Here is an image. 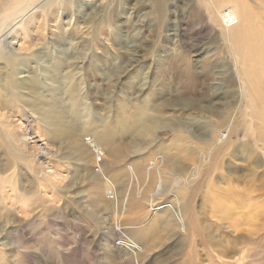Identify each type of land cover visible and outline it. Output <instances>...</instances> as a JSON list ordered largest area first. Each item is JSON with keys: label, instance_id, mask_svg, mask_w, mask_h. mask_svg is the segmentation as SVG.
Instances as JSON below:
<instances>
[{"label": "rangeland", "instance_id": "1", "mask_svg": "<svg viewBox=\"0 0 264 264\" xmlns=\"http://www.w3.org/2000/svg\"><path fill=\"white\" fill-rule=\"evenodd\" d=\"M243 1L264 34V0ZM133 3L73 0L69 8L59 10V22H55L59 29L46 30L36 40L28 34L16 42L18 50L6 49L9 55L27 59L18 69L19 81L42 85L48 83L52 70V79L59 80L39 91L51 104L58 102L62 107L54 111L52 120L44 119L42 105L33 102L24 117L18 106L31 96L28 89L22 90L24 98L16 99L0 87V264H156L161 257L158 264H190L194 257L207 264L208 248L199 246L195 255L190 246L194 229L192 239L176 242L183 231L171 206L162 205L175 206L177 193L183 216L199 222V235L213 249L230 254L246 239L224 228V220L212 217V199L231 207L239 195L243 210L238 218L252 222L251 229L264 226V145L248 134V124L241 117L235 128L230 126L232 119L226 123L232 90L230 54L220 52L216 32L190 11L188 1L170 0L168 9L174 11L166 12L162 21L156 1L144 0L140 13L132 9ZM142 9L149 14H142ZM97 21L107 22L111 30L105 40L93 35ZM79 23L89 26L85 34L74 30ZM32 41L35 45L28 47ZM180 53L188 58V71L176 60ZM0 70L9 71L2 60ZM193 78L194 86H183ZM206 82L213 88L201 87ZM245 103L246 98L242 106ZM121 118L123 127L118 123ZM11 119L33 130L40 147L46 144L55 169L62 173L55 183L42 181L17 158L19 142L13 127L2 124ZM223 129L227 143L215 154L208 144ZM105 133H112L108 143L101 138ZM204 134L208 137L201 139ZM71 139L83 153L73 150ZM95 146L104 151L101 172L112 185L93 168ZM157 157L160 166L149 171V163ZM139 160L145 169L141 173L136 169ZM129 166L137 176L132 185ZM180 176L186 181L181 180L177 188L174 182ZM127 184L129 197L123 191ZM106 186L114 189L115 200ZM245 194L255 200L248 203ZM150 199L157 205L152 209ZM118 205L123 207V226L138 243V252L115 245ZM252 245V250L257 249L260 241Z\"/></svg>", "mask_w": 264, "mask_h": 264}, {"label": "bare ground", "instance_id": "2", "mask_svg": "<svg viewBox=\"0 0 264 264\" xmlns=\"http://www.w3.org/2000/svg\"><path fill=\"white\" fill-rule=\"evenodd\" d=\"M72 1L73 0H9L0 3V46L2 45V47H0V60L3 61V65H5L6 68L9 67V71L6 70V72H4L0 70V87H2L7 93L13 94L16 99L24 98L22 94L25 92L22 90L28 89L26 93L31 96L23 99L24 102H22L21 106H18V111L22 113L24 117L29 115V112L26 110L28 105H32L33 102H36L42 105L40 112L43 118L52 120L54 111L61 105L58 102L54 105L51 104L48 97L45 96L43 92L39 91V89L43 87V90L46 91L45 88L49 89L50 87L54 86L55 82H57L59 78L56 77L52 79L54 75L50 73L52 70L48 68L47 71L51 70L49 71V74H47L48 83H42V85H39L33 80L30 82H27V80H17L16 75H18L20 72H18V69L25 65L27 59L26 57H20L18 54L9 55L6 49L15 48L18 50V48L15 47L16 42L19 40L22 41V39L24 40L25 36L28 34L34 36V39H39L43 38L44 32L46 30L54 31L52 28L59 29L58 24L56 25L55 23L59 22V10L63 8H69ZM154 1H156L157 4L156 10L159 21H162L161 17L166 12L168 13L174 11V9H168L170 0ZM186 1L189 2L188 7L190 11L201 16L204 20V24L207 26V28H210L212 33L216 32L214 40H216L218 43V49H220V52L226 51L231 57V62L228 69H230L232 72V76L228 79V81L232 90L230 91L231 99L229 101L230 107L228 108V118L226 120L227 125L232 119L230 126L234 125L235 128L239 122L237 118L241 117V120H246L248 124V134L253 139H258L264 145V34L258 27V23H261L256 20L255 16L251 12L250 6L243 0H183V3L185 4ZM143 4L144 0H135V3L132 4V9H134V6L140 13L139 6H142ZM257 10L261 12L263 7L259 5L257 6ZM141 13L145 15L149 14L148 11H143V9ZM71 18L72 16L69 17V19ZM49 19L52 24L48 22ZM83 25L85 26H80L79 23L74 27V30L77 29L78 31L84 33L86 28L88 29L89 26L87 25V27L85 23H83ZM107 25L108 23L105 21H97L94 30L91 29L92 27L90 28L93 30L94 37L105 40L111 32L109 26ZM35 42H30L28 47H30V45ZM19 46L21 47L22 45L19 44ZM19 49L23 50L22 47ZM26 49L28 48L26 47ZM185 55L181 53L178 54L176 60L183 63L184 71H188V58H186ZM58 66L55 68L57 69ZM195 83L196 79L193 78L190 79L189 82L186 81L183 83V86H194ZM206 84L209 85V88H213V84L211 83L210 85V83L207 82L201 87L207 86ZM214 89H217V86H214ZM72 95L74 96V99L76 92L73 91ZM245 98L246 103L244 106H242ZM261 105L262 108L260 107ZM122 119L123 118H121L118 123L123 127L121 123ZM14 120L11 119L9 122L2 121V124L5 127L9 125H12L13 127L15 139L19 142V144L15 146V152L18 153L17 158L20 161L28 164L31 170L39 174V178L42 181L48 180L52 183H55L59 178L62 177V173L55 169L53 158L51 157L50 153L46 151V144L44 143L45 146L40 147V145H38L37 139H35L37 136L34 134L33 130L27 131L25 129L26 127L23 128V123L21 121L16 122ZM225 133V129H223L221 132L216 134V138L218 139L210 140L208 144L209 148H211V151L214 149L215 154H219L225 147L224 144L227 143L225 142ZM111 134L112 133H105L101 138L108 143ZM207 137V134H204L201 136V139H206ZM77 138L78 137L75 139ZM213 138L214 137L211 135L210 139ZM71 143L74 151L80 154L84 152V150H81V147L74 139H71ZM193 168L194 174L197 167L194 166ZM136 169L139 171V173H141L142 169H144L141 160L136 163ZM133 172L136 175L134 170ZM102 174L105 175L104 173ZM185 179V176L176 177L174 182L175 186L177 187L181 180L186 181ZM105 180L108 182V184L110 183L112 185L111 181L106 177V175ZM128 184L123 187L124 196L127 197H129L131 192V186ZM106 188L110 189L109 186H106ZM177 195L174 198L175 206H172L170 209L176 218L178 228H180V230L182 229L183 231V233H181L182 235L176 241L178 244L180 242L185 243L188 238L192 239L190 238L192 235L190 231L194 229V239L190 242V246L192 247L195 255L199 251V246L208 248L207 264H264V237H261V234L264 233V226L263 224H260L251 229L252 222L249 223L244 219L238 218L237 213L243 210V208L239 206V195L235 197V202L232 203L231 207H228L229 203L225 205L224 202H220L215 199L210 200V213L212 217L218 220H224L225 223H222L225 224L224 228L228 229L229 231L231 230L230 232H234L233 234H239L246 239L242 241V246H240V248H232V252H230V254L222 248H211L208 239L202 235H199V222H196V220L192 221V219L190 221L185 219V216H183L182 210L180 209V200ZM245 195L247 197L248 203H251L255 200L250 194ZM183 207L185 210L188 208L186 203H184ZM198 235L199 238H197ZM257 241H260V245L257 249L252 250L251 245ZM198 242L200 245H198ZM3 246H5V244ZM162 259L163 258L161 257L156 262V264L161 262ZM198 260L199 259L194 257V260H192L190 264H203Z\"/></svg>", "mask_w": 264, "mask_h": 264}, {"label": "built area", "instance_id": "3", "mask_svg": "<svg viewBox=\"0 0 264 264\" xmlns=\"http://www.w3.org/2000/svg\"><path fill=\"white\" fill-rule=\"evenodd\" d=\"M85 141H89V137H85ZM93 151H94L93 168L95 171L101 173V164H102V161L104 158V151L102 149H100V147H98V146H95L93 148ZM160 161H161L160 158L157 157L156 159H154L153 162L149 163L148 169L151 170L154 167L158 168L160 166ZM128 176H129V181H130L131 185L133 183L137 182L136 175L134 174V172L130 166L128 167ZM114 194H115L114 189L110 188L108 196L111 199L115 200ZM170 202L173 203V201H170ZM149 204H150L151 209L157 206L156 202L153 199H150ZM162 206L163 207H170V206L172 207L171 204H169V205L165 204ZM122 209H123L122 206H120V205L117 206V210H116V214H115V220L113 223L114 233L116 235L115 245L118 247H123V248L127 249L130 253H135V252L139 251L138 243L131 238V236L128 234L125 227L123 226V219H122L123 210ZM157 209H159V208H157Z\"/></svg>", "mask_w": 264, "mask_h": 264}]
</instances>
